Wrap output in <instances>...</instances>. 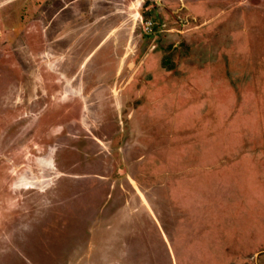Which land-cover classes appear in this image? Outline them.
Instances as JSON below:
<instances>
[{
	"label": "rangeland",
	"instance_id": "obj_1",
	"mask_svg": "<svg viewBox=\"0 0 264 264\" xmlns=\"http://www.w3.org/2000/svg\"><path fill=\"white\" fill-rule=\"evenodd\" d=\"M0 264H264V0H0Z\"/></svg>",
	"mask_w": 264,
	"mask_h": 264
},
{
	"label": "built area",
	"instance_id": "obj_2",
	"mask_svg": "<svg viewBox=\"0 0 264 264\" xmlns=\"http://www.w3.org/2000/svg\"><path fill=\"white\" fill-rule=\"evenodd\" d=\"M151 26H152V21L147 23V28H151Z\"/></svg>",
	"mask_w": 264,
	"mask_h": 264
}]
</instances>
